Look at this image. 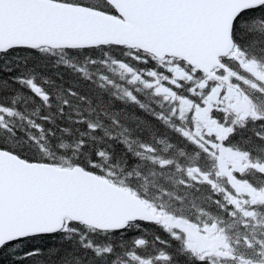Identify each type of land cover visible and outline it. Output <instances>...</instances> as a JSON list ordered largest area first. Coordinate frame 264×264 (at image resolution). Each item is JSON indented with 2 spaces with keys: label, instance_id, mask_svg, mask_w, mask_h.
Masks as SVG:
<instances>
[{
  "label": "snow or ice",
  "instance_id": "6c2138e0",
  "mask_svg": "<svg viewBox=\"0 0 264 264\" xmlns=\"http://www.w3.org/2000/svg\"><path fill=\"white\" fill-rule=\"evenodd\" d=\"M0 264H264V0H0Z\"/></svg>",
  "mask_w": 264,
  "mask_h": 264
}]
</instances>
